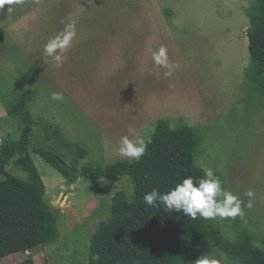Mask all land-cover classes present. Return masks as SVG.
I'll list each match as a JSON object with an SVG mask.
<instances>
[{
  "label": "rangeland",
  "instance_id": "1",
  "mask_svg": "<svg viewBox=\"0 0 264 264\" xmlns=\"http://www.w3.org/2000/svg\"><path fill=\"white\" fill-rule=\"evenodd\" d=\"M254 5L255 0H0V139L20 133L1 103L2 96L16 93L26 96L34 117L52 122L71 143L47 140L37 124L31 145L57 150L76 170L126 159L117 148L130 127L151 135L160 119L170 127L181 121L199 135L197 165L211 168L222 187L243 201V217L215 218L219 230L233 240L246 229L259 245L264 96L253 91L246 76ZM69 24L75 36L57 50L63 66L56 68L44 47ZM161 47L173 66L170 75L152 59ZM53 92L63 93L64 100H52ZM78 146L87 149L84 158L78 157ZM31 155L46 187L45 200L59 205L60 235L2 257L0 264L26 258L35 264H89L91 234L108 218L116 192L132 196L131 180L76 174L69 185L38 154ZM6 169L26 179L13 160ZM248 190L253 197L245 195ZM249 200L250 208L244 206Z\"/></svg>",
  "mask_w": 264,
  "mask_h": 264
},
{
  "label": "trees",
  "instance_id": "2",
  "mask_svg": "<svg viewBox=\"0 0 264 264\" xmlns=\"http://www.w3.org/2000/svg\"><path fill=\"white\" fill-rule=\"evenodd\" d=\"M249 21L246 76L253 91L264 96V0H255ZM1 103L17 120L20 133L0 143V258L51 243L60 235L59 214L45 200L46 187L31 153L58 170L69 185L78 177L60 152L31 145L37 124L44 128L47 140L71 143L52 122L34 117L25 95L2 96ZM150 136L152 142L138 162L119 159L79 169L84 179L116 182L128 177L133 184L131 197L124 191L115 193L108 218L91 234L89 264H198L205 258L218 264H264V238L258 245L249 231L240 229L231 240L215 219L199 215L192 219L183 212H168L162 205L151 207L144 202V195L154 187L167 192L185 177L196 180L204 176V169L196 163L200 139L194 128L181 121L170 127L160 119ZM86 155L87 149L78 146V157ZM11 160L26 172V179L7 171ZM15 264L35 263L26 258Z\"/></svg>",
  "mask_w": 264,
  "mask_h": 264
},
{
  "label": "clouds",
  "instance_id": "3",
  "mask_svg": "<svg viewBox=\"0 0 264 264\" xmlns=\"http://www.w3.org/2000/svg\"><path fill=\"white\" fill-rule=\"evenodd\" d=\"M15 2L22 4L24 0H15ZM74 36V24H69L67 31L60 33L45 45L44 53L51 58L56 68L63 66V57L58 54L57 50L67 48ZM152 59L156 65L168 68L169 72H166L165 75H170L173 66L169 63L166 48L161 47L158 51L153 52ZM51 99L63 101V93L53 92ZM151 142V136L148 135L147 131L141 129L137 132L130 127L128 133L120 137L117 155L128 159L129 162H138L145 155ZM245 195L251 198L254 196V192L248 190ZM143 199L148 206L158 207L162 205L168 212H183L184 215L192 219L197 218L198 215L204 219L244 216L243 201L238 195L222 187L221 179L215 175L211 168L204 169L202 178L196 180L191 176L183 178L167 192H161L154 187L144 195ZM244 206L250 208L252 206L251 200ZM198 264H218V262L215 259L205 258L199 260Z\"/></svg>",
  "mask_w": 264,
  "mask_h": 264
},
{
  "label": "water",
  "instance_id": "4",
  "mask_svg": "<svg viewBox=\"0 0 264 264\" xmlns=\"http://www.w3.org/2000/svg\"><path fill=\"white\" fill-rule=\"evenodd\" d=\"M75 173L78 175L79 174V170H76ZM58 208H59V205H55L53 207L54 211H57Z\"/></svg>",
  "mask_w": 264,
  "mask_h": 264
},
{
  "label": "built area",
  "instance_id": "5",
  "mask_svg": "<svg viewBox=\"0 0 264 264\" xmlns=\"http://www.w3.org/2000/svg\"><path fill=\"white\" fill-rule=\"evenodd\" d=\"M1 141H2V140L0 139V143H1Z\"/></svg>",
  "mask_w": 264,
  "mask_h": 264
}]
</instances>
